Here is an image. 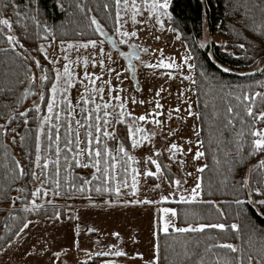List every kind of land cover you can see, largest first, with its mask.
<instances>
[{
    "label": "snow or ice",
    "instance_id": "snow-or-ice-1",
    "mask_svg": "<svg viewBox=\"0 0 264 264\" xmlns=\"http://www.w3.org/2000/svg\"><path fill=\"white\" fill-rule=\"evenodd\" d=\"M55 2L66 16L70 15L68 9L72 7L71 2L67 5L64 0H55ZM172 4L173 0H105L102 7L105 10L106 22L101 23L95 15L88 18L87 27L92 29V34L96 38L76 43L59 41V51L64 61L63 65L59 66L60 58L50 57L44 43H40L35 49L27 47L28 42L35 40L48 41V47H51L52 42L56 40V25L49 26L46 20L41 19L43 14L39 0H0V44L4 45L0 48V52L11 51L18 67L22 69L20 73L13 72L11 80L6 76V82L0 85V96L12 97L3 105L7 111L0 112V121H2L0 137L5 140L10 138L13 144L19 142L30 170L26 172L25 165L15 156L9 159L7 145H5L3 166L7 170L6 175L11 177L13 183L29 176L33 181L39 182L31 191L26 184L17 186L14 189L17 194L14 196L9 194L7 187L0 192V195L11 202L10 215L17 211V201L20 202L18 210L25 214H36L45 204L55 205V199H43L49 195L50 190L45 186L48 183L52 184V196L75 199L77 196L73 193H76L79 198L86 199L89 205L94 207L98 205L93 198V192L100 198L101 205L116 203L180 205L204 202L198 198L204 194L203 173L209 166L196 164L195 183L189 188L186 177L191 176L192 172H186L184 178H173L171 162L179 160L183 168L189 153L191 159L197 162L206 156V151L201 150L205 143L201 134L205 130V121L215 122L219 111L214 108L212 116H208L203 111H194L188 96L183 91L179 92L185 108L182 109L180 104L169 108L167 113L169 120L172 119V112L185 111L186 117H193L201 124L199 128L194 124L193 136L180 143L178 140L170 139L175 134L173 128L165 133L162 119L165 115V105L161 101L164 99L162 93L166 89L163 87L155 89V100L137 101L134 95L131 97L123 95L124 89L120 85L112 84V74L115 73L117 80H121L123 76L124 79L136 81V91L139 93L141 88L138 72L142 65L150 69L163 67L170 71L161 75H167L169 79L180 76L192 84L196 83L191 75L197 67L190 62L194 59L193 56L184 55L177 64L171 58L166 61L162 49H152L153 53L159 54L160 59L156 63H146L142 56L147 55L150 49L144 47L143 42H136L141 25L145 28L149 25L158 26L163 31L167 20L169 30L179 32V26L171 10ZM227 6L235 9L236 15H239V8L243 7L247 16V3L228 0ZM75 7L82 12L85 9L88 12L92 11L79 0H75ZM252 7L260 8L264 13V0H258ZM9 8L13 10L14 20L3 15V12ZM108 21L111 23H107ZM236 23L241 29V32L237 33L238 38L243 31L249 29L253 35L264 37V21L260 24L253 22L250 25L245 22L244 17H241ZM14 24L22 28V35L16 34ZM30 25L35 31L30 30ZM176 39H180V36L177 35ZM245 39L247 40V37ZM106 44L110 46L107 52ZM205 46V41H201L199 47ZM233 46L245 50V43ZM89 47L93 49L90 55L81 56L80 50ZM221 47L228 55H235L228 51V41L222 42ZM125 48L127 50H124ZM32 51L42 54L44 60L52 67L42 63L32 55ZM72 51L76 52L75 58L70 55ZM118 59L126 62L120 65V71L113 67ZM259 63L264 67V60ZM74 64L83 67V79L73 69ZM89 66L99 67V74L89 72ZM198 66L203 79L215 81L221 91L227 89V96L230 97L225 105L227 116L223 127L230 133L231 139L225 138L221 144H233L236 148L235 156L230 157L229 151H225V156L228 157L225 163L230 165L228 170L232 178L234 179L238 172V169L234 171L236 165L241 167L247 165V170L240 175L239 180L234 181L233 185L234 199L231 203L235 204L237 209L235 220L230 225L223 222H195L197 219H202L195 212L181 213L177 207H158L153 227L155 238L153 255L145 264H160L161 233L166 237L173 234H203L205 229H217L221 234L225 231L231 232L232 238L240 243L225 239L223 235L211 234L203 241L184 240L180 244L181 251L174 252L175 259L172 264H264V90H255L252 84L236 86L225 84L217 81L215 76L204 70L203 64ZM185 67L188 69L187 75L183 71ZM218 67L224 73L233 71L223 64ZM37 80L41 89L39 92L36 91ZM254 83L256 88L264 89V81ZM77 84L83 91H78L74 97L71 93ZM106 92L107 99H105ZM31 96H36L37 100H33L29 107H24V102ZM137 104L152 106L143 114L136 115L133 106ZM207 107L208 105L205 104V108ZM21 108L23 111H20ZM120 126L124 130L123 135L120 134ZM19 127L23 128V135L18 131ZM157 143L161 145L159 148L156 147ZM146 144L152 146V154L142 158L143 166H141L140 159L133 152ZM193 144L196 145L195 150ZM165 159L168 163L163 162ZM213 161L216 164L220 163L215 155ZM50 165L51 171H49ZM149 165L154 166V170ZM62 168L69 177L63 184L60 181ZM74 168L90 171L85 174L74 173L72 171ZM141 177H155L159 181L152 186V191L161 188L165 181L171 191H161L158 200L149 199L147 196L140 199L138 194ZM129 179H131L130 184ZM122 189H128V193L122 192ZM128 194L135 198L123 199ZM105 196H114L115 199H104ZM62 215L77 222L74 230L79 237L80 217L72 214L71 206L64 209L54 208L53 219L59 220ZM33 223L35 222L25 215L20 220V226L14 235L21 237V234ZM84 231L97 233L99 229L85 225ZM110 235L116 238L118 243L103 242L97 236L93 249L80 248L77 239L74 247L77 252L84 253V258L77 259L76 264H89L97 258L99 264H121L120 258H124L125 264L129 259L143 260L142 252L136 251L130 255L121 247L123 238L118 232H112ZM7 243L10 246L12 241L8 240ZM34 250L35 246H33ZM47 251L49 249L45 247L41 250V254ZM61 253L66 255L67 250L53 252L52 256L59 261ZM104 257L111 258L104 259ZM163 259L167 261L168 256L165 255Z\"/></svg>",
    "mask_w": 264,
    "mask_h": 264
},
{
    "label": "trees",
    "instance_id": "trees-1",
    "mask_svg": "<svg viewBox=\"0 0 264 264\" xmlns=\"http://www.w3.org/2000/svg\"><path fill=\"white\" fill-rule=\"evenodd\" d=\"M103 1L105 0H96L95 3L98 5L103 3ZM70 2L72 3V7L68 9L70 15L66 16V14L57 6L55 0H39V7L41 13L43 14L41 19L46 20L49 26L56 25L55 41L57 42L61 40L68 41L78 39L79 34L81 33L78 31V26L80 28H84L83 24H79L76 27H72L71 25L68 26L66 24L69 16L72 20H77L78 18L75 0H64L65 5ZM257 2L258 0H240L241 4L247 3L248 5L247 16H245V9L243 7L239 8V15L234 14L236 10L227 6L228 0H173L171 10L173 11V16L176 18V24L179 26L178 34L181 35L189 53L194 57V65H197L194 72L196 80V110L203 111L208 116H212L214 108L219 111V116L215 118V122L212 120L205 121V130L201 134V138L205 141L204 147L201 150L206 151V156L202 159L204 164L209 166L203 173L204 194L202 195L201 200L204 202L170 205L172 207H177L178 211L181 213H197L202 219H197L195 222H223L230 225L235 220V213L237 211L235 204L231 203L234 199V181L239 180L240 175L247 170V165H244L243 167L236 165L234 171L238 169V172L234 179L228 170L230 165L225 163V160L228 158L225 156V151H229L230 157L235 156L236 148L233 144H221V141L225 140V138L231 139L230 133L225 131L223 127L227 116L225 112V105L229 101L230 97L227 96V89L221 91L220 86L215 81L203 79L200 75L201 69L198 65L203 64L204 70H206L211 76H215L217 81H222L225 84L230 83L233 86L252 84L253 89L264 90L256 88V84L254 83L255 81H264V67L260 69L257 67L258 63L261 60H264V37L253 35L251 29L243 31L239 38L237 37V33H240L241 29L240 25L236 22L239 21L241 17H244L245 22L250 25L253 24V22H255V24H260L264 21V13L261 12V9L252 7V5ZM99 7L103 9L102 4H100ZM3 15L13 20L15 19L11 8L8 9L6 14L3 13ZM61 22H63V24H61ZM204 28L207 29L210 35H218L226 38L228 41V51L235 53V55H228L214 42H209L205 48H200L198 42L202 38ZM17 30L22 33V28L20 26H18ZM30 30L35 31L32 26H30ZM245 37H247V40ZM93 38H96V36ZM36 42L37 40L28 43L29 45H34ZM239 43H245V50H241L238 47L233 46L238 45ZM2 47H4V45L0 44V48ZM249 57L252 58L250 59ZM220 64L230 67L233 71L224 73L218 67ZM13 72H22V69L18 67L17 62L14 60L13 53L11 51L7 53L0 52V85L6 82V76L8 80L13 79ZM33 98L34 96L29 97L24 102V107H26V104ZM11 99L12 97L10 96H0V112L7 111L3 105ZM205 104L208 105L207 108H205ZM22 110L23 108L20 109V111ZM199 127H201V124L198 120V128ZM18 131L21 135H23L22 127H19ZM221 133L223 135H221ZM5 145H7L9 159H11L12 156H15L17 159L18 156L19 160H21V162L25 165V171L27 172L30 169L28 160L24 158L25 152L22 151L19 142L14 144L16 148L15 153L13 147L8 145L3 137H0V192L7 187L9 194L13 196L16 194L14 189L19 185L26 184L28 189H30L32 179L29 176L24 180H17L13 183L11 177L6 175L7 170L3 166ZM218 148L219 151H217ZM214 155L220 161L219 164H216L213 161ZM61 163L63 164V161H61ZM49 171H51V165L49 167ZM72 171L74 173L85 174L90 170L74 168ZM225 177H228V179H225ZM68 178L66 170L62 168L60 173L61 183L63 184ZM76 182L79 183V181ZM128 182L130 184L131 179H129ZM45 186L52 189L51 183H48ZM122 191H127L128 193V189H122ZM209 191L211 194H209ZM73 195L78 197V194L76 193H73ZM92 195L93 198H99L95 192H93ZM104 198H108V196H105ZM10 203L9 199L0 195V225L5 228L4 230H7L2 235L0 249L6 247L8 245L7 241L12 240L15 237L14 232L18 230L20 220L25 215H27V218L30 220L37 218L45 222H56L62 220L65 216L62 215L59 220L53 219L54 208H64L49 206L42 208L36 214H25L17 209L14 214L10 215L11 210L6 212L5 208H3ZM190 222H192L191 217ZM5 225H7V227ZM209 234L223 235L225 239L231 240L237 244L240 243V241L232 238L231 232L225 231L221 234L220 230L217 229H205L203 234H173L167 237L161 233L160 244L162 259L160 264H172L175 259L174 252L181 251L180 244L184 240L192 242L199 239L203 241ZM165 255L168 256L167 261L163 259ZM107 258L109 257H104V259ZM89 264H99V259L97 258L94 261H90Z\"/></svg>",
    "mask_w": 264,
    "mask_h": 264
},
{
    "label": "rangeland",
    "instance_id": "rangeland-1",
    "mask_svg": "<svg viewBox=\"0 0 264 264\" xmlns=\"http://www.w3.org/2000/svg\"><path fill=\"white\" fill-rule=\"evenodd\" d=\"M96 0H80V3L86 5L87 8L92 9V11H78L77 20H72L71 17L67 18L66 24L72 27H76L79 24H83L84 28H80L78 26V31L81 32L79 34L78 39L76 40H68L65 42H83L89 38H93L92 29L88 28L87 25L89 23V17L95 15L101 23H105V10L99 7L100 4L95 3ZM102 10V11H101ZM8 9L3 13L6 14ZM83 18V19H82ZM82 20V22H81ZM107 23H111L108 21ZM168 21L166 20L165 29L163 31L160 30L158 26L152 27L149 25L147 28L145 26H140V35L136 40L137 43L143 42L144 47H148L150 49L147 55H143L142 58L146 63H156L159 61L160 56L158 53H153L152 49H162L164 58L167 61L169 58L175 60L177 64L181 62L180 58L184 55H191L189 53L188 48L186 47L183 38L177 32H173L168 28ZM31 26V25H30ZM18 25L14 24V29L17 35H22L18 30ZM98 35V34H97ZM179 35L180 39H176V36ZM158 37V39H156ZM205 37L207 38L205 40ZM201 41H205L206 46L209 42H214L215 44L221 47L222 42L227 41L226 38L218 35H210L206 28L203 30L202 38L199 40L198 45ZM40 43H44L47 48L48 54L52 58L59 57V66H62L64 61L62 59L61 53L59 51L60 44L57 41H53L51 47H48V41L37 40L34 45H29L27 43V47L29 49H35ZM205 46V47H206ZM204 47V48H205ZM222 48V47H221ZM109 47L106 44V52ZM223 49V48H222ZM124 50H127L126 48ZM224 50V49H223ZM93 51L91 47L87 49H81V56H88ZM27 55V53H25ZM32 55L36 56L41 60L42 63L48 64V61L44 60L42 54L37 51H32ZM70 55L75 58L76 52H70ZM98 58V57H97ZM30 62V61H28ZM194 64V61H190ZM126 62L123 59H118L116 64L113 67L116 68L117 71H120V65L125 64ZM49 67H52L51 64H48ZM257 67L262 68L261 64L258 63ZM73 69H75L79 74L81 79H83V67H77L75 64L73 65ZM33 70L35 71V65H33ZM89 72H96L99 74L100 68H93L91 66L88 67ZM168 69H164L163 67L158 69H150L146 66H141L138 72V80L141 91L138 93L136 91L137 84L136 81L131 79H124L123 76L121 80H117L115 78V73L112 74V84L120 85L123 89V95L125 96H135L137 101L140 99L144 100H155L154 90L160 87L166 89L162 95L164 99L161 101L165 105V115L162 117L164 121V129L165 133L173 128L175 130V134L170 137L172 140H178L180 143H184V140L188 137H192V128L195 124L198 128V120L193 117H186V112L181 111L180 113L172 112V119L168 118V109L176 104H180L181 108H185V105L181 102V98L179 96V92L183 91L185 95L188 96L189 101L193 104V110H196V100H195V84H192L189 80L183 79L180 76H175L172 79H169L167 75H161L162 73H167ZM185 75L188 74V69L185 67L183 69ZM195 69L192 71L191 75L193 79H195ZM107 79V77H105ZM87 83V81H86ZM191 89V91H189ZM41 89L39 87V80H37L36 91L39 92ZM82 92L83 89L80 88L79 84H77L72 89V96H76L77 92ZM170 93V95H169ZM107 92L105 93V99H107ZM33 100H37V97L34 96L32 100H30L26 107H29ZM151 104L145 105H135L134 111L136 115L143 114L147 109L151 108ZM23 111V110H22ZM77 111L79 109L77 108ZM15 126V125H14ZM146 127H151V125H145ZM120 134H124L123 127L120 126ZM194 138V137H193ZM7 144L13 147L14 152L16 153V148L11 141V139L6 140ZM161 145L159 143L156 144V147L159 148ZM193 149L195 150L196 145L193 144ZM150 144H146L145 146H141L134 150L133 154L140 159V165L143 166V157L145 155H151ZM187 148V145H185ZM19 160V157L17 156ZM164 163H168L165 159ZM204 164L203 159L201 158L198 162L193 161L191 159V153L188 154V159L186 164L181 167L179 160H175L171 162L172 165V176L173 178H184L186 172H192L191 176L186 177L187 186L190 188L194 183L197 176V173L194 171L196 164ZM154 170V166L149 165ZM39 173V169L36 170ZM159 181L155 177H141L139 181V198L143 199L147 196L149 199H159V195L161 191H171L167 181H165L161 188L156 189V191H152V186ZM38 181H31L30 183V191L35 188L38 184ZM49 188L48 186H46ZM49 195L47 197H43V199H55L56 204H45L44 207H61L67 208L71 206V211L73 215H78L80 217L79 223L81 226V232L79 237H77L74 225L77 223L69 219L66 215L62 220L56 222H45L40 219H31L35 223L31 224L28 229L25 230L24 233L21 234V237H14L11 241L12 244L7 245L3 249H0V264H76L77 259H83L84 253L77 252L74 247V242L79 239L80 248L82 249H93L95 245V240L97 236L101 238L103 242H111L118 243L116 238L111 236L112 232H118L120 236L123 238V247L130 255L136 251L142 252L144 254L143 260L137 259H129L126 261V264H145L152 255H153V243L155 242V238L153 236V227L154 220L157 216L158 207L170 206L169 204L165 205H156V204H100V198H94L97 201L98 206L89 205L88 201L84 198H75L68 199L65 196L54 197L51 194V189L49 188ZM127 193V191H122ZM17 194V193H16ZM14 194V195H16ZM13 195V196H14ZM104 198V199H109ZM135 197L130 194L125 195L123 199H134ZM31 199V198H30ZM111 199H115V197H111ZM201 200V197L198 198ZM39 202V201H38ZM16 207L19 209L20 202H16ZM172 207V206H171ZM6 212L12 209L11 203L4 206ZM85 225L89 227H93L99 229L97 233H86L84 231ZM4 227L0 225V242L2 240V235L7 230H4ZM33 246H35V250L33 251ZM47 247L49 251L41 254V250ZM62 249L67 250V254L61 253L59 261H56L52 256L53 252L61 251ZM111 258V257H109ZM121 264H125L124 258H120Z\"/></svg>",
    "mask_w": 264,
    "mask_h": 264
},
{
    "label": "water",
    "instance_id": "water-1",
    "mask_svg": "<svg viewBox=\"0 0 264 264\" xmlns=\"http://www.w3.org/2000/svg\"><path fill=\"white\" fill-rule=\"evenodd\" d=\"M108 46V45H107ZM108 47H110V46H108Z\"/></svg>",
    "mask_w": 264,
    "mask_h": 264
}]
</instances>
